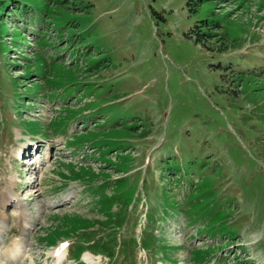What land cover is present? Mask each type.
Listing matches in <instances>:
<instances>
[{"label":"rangeland","instance_id":"rangeland-1","mask_svg":"<svg viewBox=\"0 0 264 264\" xmlns=\"http://www.w3.org/2000/svg\"><path fill=\"white\" fill-rule=\"evenodd\" d=\"M17 204L4 264H264V0H2L1 248Z\"/></svg>","mask_w":264,"mask_h":264},{"label":"bare ground","instance_id":"bare-ground-1","mask_svg":"<svg viewBox=\"0 0 264 264\" xmlns=\"http://www.w3.org/2000/svg\"><path fill=\"white\" fill-rule=\"evenodd\" d=\"M64 198L65 199H68L69 198V194H66ZM6 199L10 200L9 197H6ZM25 216L26 215L23 214V213L20 216L21 217V220L20 221H22V228L23 229L27 227L26 226V217ZM22 235H24V234L22 233ZM20 240H23V237L22 236L14 239V241L11 242L8 247H5L1 251V253H0V264H2V261L3 260L12 262L13 260H16L17 258L20 257V255H21V251H20V248H21ZM62 245L63 244H57V246L55 248H53L52 251L49 254L50 257H52V258H54L56 260V263L57 264H60V260L65 257L66 250L64 249V247H62ZM82 256H85L84 258H85L86 261H88V262L91 261V255L90 254L85 253ZM31 264H33V261L31 262Z\"/></svg>","mask_w":264,"mask_h":264},{"label":"trees","instance_id":"trees-1","mask_svg":"<svg viewBox=\"0 0 264 264\" xmlns=\"http://www.w3.org/2000/svg\"><path fill=\"white\" fill-rule=\"evenodd\" d=\"M191 33L194 32L195 33V39H194V43L195 44H198L199 43V40L202 38L203 41L205 39H207V35L206 33H204L202 30H199V27H194L193 30L190 31Z\"/></svg>","mask_w":264,"mask_h":264},{"label":"snow or ice","instance_id":"snow-or-ice-1","mask_svg":"<svg viewBox=\"0 0 264 264\" xmlns=\"http://www.w3.org/2000/svg\"><path fill=\"white\" fill-rule=\"evenodd\" d=\"M62 247H64V246L62 245Z\"/></svg>","mask_w":264,"mask_h":264}]
</instances>
